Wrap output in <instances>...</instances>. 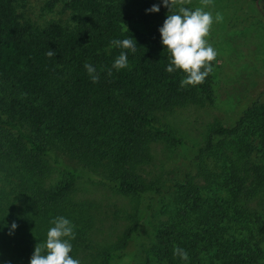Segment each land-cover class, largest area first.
I'll list each match as a JSON object with an SVG mask.
<instances>
[{
	"label": "trees",
	"instance_id": "trees-1",
	"mask_svg": "<svg viewBox=\"0 0 264 264\" xmlns=\"http://www.w3.org/2000/svg\"><path fill=\"white\" fill-rule=\"evenodd\" d=\"M247 1L264 16V0ZM153 5L160 11H146ZM64 6L67 24L37 27L19 17L14 0H0V193L8 186L4 195L14 196L1 199L2 207L17 202L12 211L25 219L60 214L84 175L135 200L129 223L102 252L105 264H264V90L231 125H213L204 142L189 147L161 118L187 104L212 103V72L182 88L186 73L166 71L170 53L159 29L170 10L162 0H65ZM126 38L135 52L110 43ZM121 52L128 66L116 70ZM86 63L99 82L90 80ZM158 140L180 146L205 171L212 168L204 174L211 181L200 186L190 171L163 189L145 178ZM214 147L220 161L210 155ZM58 154L89 170L59 162L55 180ZM157 210L167 217L153 223ZM70 242L75 257L78 244ZM175 247L188 259L174 255Z\"/></svg>",
	"mask_w": 264,
	"mask_h": 264
},
{
	"label": "rangeland",
	"instance_id": "rangeland-1",
	"mask_svg": "<svg viewBox=\"0 0 264 264\" xmlns=\"http://www.w3.org/2000/svg\"><path fill=\"white\" fill-rule=\"evenodd\" d=\"M64 1L14 0V4L19 17L37 27H44L52 21L62 24L70 21ZM180 6L191 10L204 7L200 0H184L183 5H177ZM253 6L247 0H212L211 5L204 7L213 15V24L206 40L217 53L211 83L213 101L177 107L161 118V123L176 131L189 147L197 148L204 142L213 125H231L242 109L264 90V16L259 11V5L258 10H252ZM249 9L253 12H249ZM217 12L223 17L220 22L215 21ZM243 14L251 16L244 18ZM226 141V146L231 144L229 138ZM225 152H228L226 148ZM210 155L221 160L215 147ZM252 157L262 161L261 152L254 151ZM56 160L52 175L55 180L63 171L59 162L78 171L89 170L59 154ZM208 170L214 171L212 168ZM2 171L0 177L5 175ZM190 171L200 186H206L208 179L211 181L209 176L204 175L209 171L204 170L201 161L191 158L180 146L166 140L152 144L151 162L146 168L145 178L167 189L173 182H181ZM2 186L0 183V189ZM207 190L203 188L202 194L207 195ZM5 193H9L8 186L0 193V201L8 198L12 202L14 196L7 197ZM251 205L257 209L260 207L255 199ZM18 206L17 202L7 208L0 204V264H30L35 246L46 240L47 231L53 226L51 220L57 216L69 219L74 225L73 240L78 244V254L73 258L78 259L80 264H105L102 252L121 233L129 223L130 215L135 212L133 197L84 175L77 179L72 203L66 205L60 214L50 213L49 217L37 220L25 219L17 209L12 211ZM11 214L18 221L15 230L11 228ZM166 217V213L161 214L157 210L152 221L157 223ZM84 239H88L91 246L83 244ZM133 264L140 263L135 261ZM205 264L208 262L205 261Z\"/></svg>",
	"mask_w": 264,
	"mask_h": 264
},
{
	"label": "clouds",
	"instance_id": "clouds-1",
	"mask_svg": "<svg viewBox=\"0 0 264 264\" xmlns=\"http://www.w3.org/2000/svg\"><path fill=\"white\" fill-rule=\"evenodd\" d=\"M162 3L170 10L163 26L159 29L162 44L170 53V64L166 71L172 73L179 69L186 73V77L180 82L182 88L201 84L213 71L211 63L217 56L215 49L206 40L213 24V15L210 11H205L204 7L211 5L212 0H200L204 7H196L195 10L180 6L178 12L172 10L178 4L183 5L184 0H162ZM146 11L159 12L160 7L153 5ZM222 19V15L217 12L215 21L220 22ZM110 43L113 47L136 51V44L133 43L132 38L114 39ZM46 55L51 58L55 52L50 49ZM127 66V54L121 52L114 60L112 67L121 70ZM84 67L90 80L93 83L99 82L100 77L96 68L88 63ZM108 75H112L111 69L108 70ZM51 224L53 226L47 231L46 240L35 246L30 264H80L78 259L70 255L73 250L70 241L75 239L74 225L63 216L55 217L51 220ZM17 227V224L13 222L11 228L15 230ZM173 251L174 255L181 259H188V254L184 249L175 247Z\"/></svg>",
	"mask_w": 264,
	"mask_h": 264
}]
</instances>
